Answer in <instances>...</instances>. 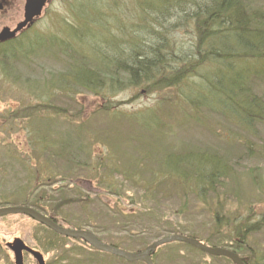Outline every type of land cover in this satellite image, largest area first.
<instances>
[{
    "label": "rangeland",
    "instance_id": "obj_1",
    "mask_svg": "<svg viewBox=\"0 0 264 264\" xmlns=\"http://www.w3.org/2000/svg\"><path fill=\"white\" fill-rule=\"evenodd\" d=\"M249 1L264 9V0ZM23 5L12 0L0 10V32L22 21ZM68 6L47 0L18 38L61 31ZM6 63L0 57V208L28 207L46 194L62 227L87 230L125 252L143 251L174 231L264 264V121L251 138L159 88L108 94L106 105L115 111L107 113L101 99L71 84L72 64L55 50ZM250 89L264 100V77L251 81ZM44 103L48 110L41 109ZM145 108L158 121L149 130L134 117ZM38 133L53 141L51 149H33L29 143ZM199 154L228 169L204 201L196 198L194 177L187 183L157 178L164 157ZM14 238L39 252L45 264H143L100 254L22 215L0 218V264H13L5 244ZM23 263L36 264L26 253ZM153 264L232 263L170 243L155 250Z\"/></svg>",
    "mask_w": 264,
    "mask_h": 264
},
{
    "label": "trees",
    "instance_id": "obj_2",
    "mask_svg": "<svg viewBox=\"0 0 264 264\" xmlns=\"http://www.w3.org/2000/svg\"><path fill=\"white\" fill-rule=\"evenodd\" d=\"M65 1L68 20H61L65 22L61 31L18 38L22 29L0 43L6 64L55 50L72 64L71 84L101 99L107 113L115 111L106 105L108 94L159 88L195 113L217 114L248 137L256 136L257 125L264 121V100L253 94L250 83L264 77L262 7L249 0ZM47 107L44 103L41 109ZM137 114L136 123L146 130L158 125L153 110ZM50 141L38 133L36 142L29 144L45 152L52 148ZM159 170L158 179L168 176L187 183L194 177L196 198L202 201L228 175L224 162L204 154L168 155ZM45 195L28 207L60 225ZM99 241L120 250L114 243Z\"/></svg>",
    "mask_w": 264,
    "mask_h": 264
},
{
    "label": "water",
    "instance_id": "obj_3",
    "mask_svg": "<svg viewBox=\"0 0 264 264\" xmlns=\"http://www.w3.org/2000/svg\"><path fill=\"white\" fill-rule=\"evenodd\" d=\"M22 24H18L13 31H9L8 29L4 28L1 34L7 32L8 38H11L19 31V28ZM10 215H22L25 216L32 221L42 225L43 227L47 228L48 230L52 231L53 233L60 235L62 237H66L69 239L79 240L82 243H85L92 249L106 253L111 256L121 258L129 263L140 262L143 264H153L151 261V254L158 248L176 242L187 245L191 248L198 250L199 252L209 256V257H222L229 260L232 264H244L242 259L234 252L216 248V247H208L203 245L202 243L190 239L185 236L180 235H170L159 239L149 246H147L143 251H137L134 253L125 252L116 248H113L109 245H106L100 242L97 237L87 230H76V229H68L64 228L58 224H56L52 219L48 218L47 216L43 215L41 212L31 208V207H22V206H6L0 208V218ZM5 247L12 253L13 256V264H24L23 263V254H29L36 262V264H45L43 256L27 247L22 240L18 238H14L12 242L6 243Z\"/></svg>",
    "mask_w": 264,
    "mask_h": 264
},
{
    "label": "flooded vegetation",
    "instance_id": "obj_4",
    "mask_svg": "<svg viewBox=\"0 0 264 264\" xmlns=\"http://www.w3.org/2000/svg\"><path fill=\"white\" fill-rule=\"evenodd\" d=\"M11 1L12 0H0V10L4 9L5 7H9L11 4ZM21 1L24 3L23 14H22L23 19L21 22H19V24H22V23L24 24L21 25V27L19 28V31L16 32V34H14V36H12L11 38H14L22 29L28 28L29 25L32 24V22L40 15L41 9L47 2V0H21ZM1 32H0V43L4 42L6 39H9L8 38L9 34L7 32H5L4 34H1ZM240 258L242 259L244 264H247L246 263L247 261L245 259H243L242 257Z\"/></svg>",
    "mask_w": 264,
    "mask_h": 264
}]
</instances>
